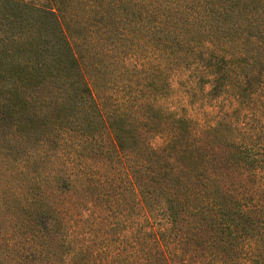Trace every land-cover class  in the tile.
<instances>
[{
  "label": "trees",
  "instance_id": "16d2710c",
  "mask_svg": "<svg viewBox=\"0 0 264 264\" xmlns=\"http://www.w3.org/2000/svg\"><path fill=\"white\" fill-rule=\"evenodd\" d=\"M0 141L38 164L1 190L0 264H264V0H0Z\"/></svg>",
  "mask_w": 264,
  "mask_h": 264
},
{
  "label": "rangeland",
  "instance_id": "374dc122",
  "mask_svg": "<svg viewBox=\"0 0 264 264\" xmlns=\"http://www.w3.org/2000/svg\"><path fill=\"white\" fill-rule=\"evenodd\" d=\"M86 29V28H83ZM97 30L99 37V41L102 39V36H107L109 40H112V38L116 39L114 42L117 41L118 44H121L122 46H127L129 47L130 44L134 47H138L140 52L142 53L144 50V46L138 41L139 38L142 39V35L139 34L137 36V40L134 41V38L132 37L130 40H121L120 39V33H119V28H107L108 30L102 29V28H94ZM141 45V46H140ZM123 51L127 49H122ZM128 53V52H127ZM119 55V53H117ZM121 56V55H120ZM124 56V55H122ZM110 57L106 56L102 57L98 60V67H95L94 71V77L95 79L104 82L108 84V87H105L106 94H109L111 98L117 99L118 96H121L122 90L126 87L125 85V79L126 77L123 76L124 74V67H122V64L116 62L113 63L112 61L109 60ZM130 74V73H129ZM126 75V73H125ZM161 78L164 80V85L167 84L165 81L167 79V71L163 70L161 74ZM112 92V94H110ZM165 95V93L163 94ZM179 98H177V102H182L185 104V99L184 96L181 94L178 95ZM164 103H169L170 100H163ZM199 107L200 110H205L208 108H211L207 104H198L194 103L193 107ZM107 145L110 148V144L108 139L106 138ZM108 150L104 153L105 156H108V154L111 153V150ZM112 156V154H111ZM26 156H22L21 154H16L13 153L12 148L7 146L6 144L3 143V141H0V194L1 190H3L4 196L7 198H14L17 200L18 204H23L24 201L21 199V194L23 191H26L29 185V181L27 180V177L29 176V169H36L38 164L32 163L31 166H28L25 163V160L23 159ZM4 158L9 162V163H4ZM19 158H22L18 162L15 161V163L12 161L13 159L18 160ZM100 159V157L94 156L91 157V159L87 158L86 155H83V158L76 160V169L77 172H92L94 173L97 177H102L106 175V173L109 171L111 174H115L117 171L116 169L106 167L104 163L101 161H96ZM28 167V168H27ZM105 169V172L103 170ZM106 180H104V183ZM118 184V183H117ZM102 203V208L103 209H111V207L115 208L117 210L120 201H119V196H117L116 193L110 192L108 196L104 197V199H101ZM114 214V211L113 213ZM2 223H4L2 221ZM130 225H135V223H130ZM125 226V225H122ZM103 226H100L98 230H101ZM118 227L121 228L120 224ZM79 233H83V230H79ZM95 236H102V233L98 232L95 234Z\"/></svg>",
  "mask_w": 264,
  "mask_h": 264
}]
</instances>
